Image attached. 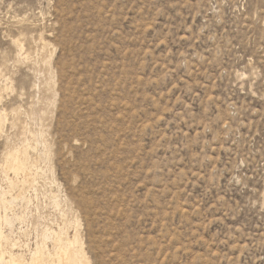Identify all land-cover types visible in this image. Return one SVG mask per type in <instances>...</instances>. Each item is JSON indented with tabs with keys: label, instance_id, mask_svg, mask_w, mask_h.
Masks as SVG:
<instances>
[{
	"label": "rangeland",
	"instance_id": "374dc122",
	"mask_svg": "<svg viewBox=\"0 0 264 264\" xmlns=\"http://www.w3.org/2000/svg\"><path fill=\"white\" fill-rule=\"evenodd\" d=\"M0 114L7 259L264 264V0H0Z\"/></svg>",
	"mask_w": 264,
	"mask_h": 264
},
{
	"label": "bare ground",
	"instance_id": "6f19581e",
	"mask_svg": "<svg viewBox=\"0 0 264 264\" xmlns=\"http://www.w3.org/2000/svg\"><path fill=\"white\" fill-rule=\"evenodd\" d=\"M27 32V31H26ZM28 33V32H27ZM19 43V42H18ZM17 45V44H16ZM14 49V48H13ZM24 50V49H23ZM47 59V58H46ZM3 121V116L2 114H0V123ZM10 156V155H9ZM12 156V157H11ZM11 160L12 162H10V167L15 170L16 172H19V171H23V170H26L27 169V164H25L21 158L19 157L18 153L17 155H11ZM9 157V159H10ZM8 160V159H7ZM35 179V177H34ZM28 180L30 179H27V180H23L21 183L19 182V184H17V186L20 187V190H24L25 187L27 186V183L29 182ZM31 182V181H30ZM13 185V184H12ZM30 185V183H29ZM19 192V191H18ZM22 193V192H21ZM20 193V194H21ZM24 194V193H23ZM5 196V195H4ZM21 197V195H20ZM19 197V198H20ZM5 198V197H4ZM3 198V199H4ZM17 198V197H16ZM23 199V197H22ZM12 200H16L15 198L12 199ZM3 221V220H2ZM3 225V224H2ZM3 228V227H2ZM5 233H3L2 231H0V264H47L45 262V258H47L51 252H45L43 250H37L33 256H32V259L29 263H27L26 260L23 261L22 258H19L18 256L19 255H16V254H13V253H9V257L8 259L5 257V255L7 254L6 252V248L5 247H8V246H4V240L6 242H8L6 236L4 235ZM52 234V232H49V230L47 232H45V236H50ZM59 236V235H58ZM62 237V236H61ZM57 238L58 239V243L61 245V247L63 248V254L62 252H60L62 255L59 256V259H56V260H59L58 262H54V264H90L87 262L86 258H85V254L84 252L80 249V248H77L79 246H76V245H80L81 244H78L79 243V239L78 237L76 236L73 240L71 239H63V238ZM56 243V242H55ZM54 243V244H55ZM57 243V245H58ZM8 245V244H7ZM10 245V244H9ZM59 246V245H58ZM56 247V246H54ZM60 247V246H59ZM60 247V248H61ZM58 248V249H60ZM54 249V248H53ZM57 250V248H56ZM62 250V249H61ZM60 250V251H61ZM51 251V250H50ZM54 251V250H53ZM55 253V252H54ZM58 253V252H57ZM56 254V253H55ZM48 255V256H47ZM53 255V254H52ZM51 257V256H50ZM53 257V256H52ZM55 257V256H54ZM53 257V258H54ZM55 259V258H54ZM48 260V259H47ZM26 261V263H25ZM51 263V261H48ZM48 263V264H50Z\"/></svg>",
	"mask_w": 264,
	"mask_h": 264
}]
</instances>
